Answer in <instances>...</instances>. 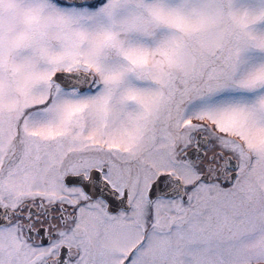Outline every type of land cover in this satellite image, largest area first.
Wrapping results in <instances>:
<instances>
[{
	"label": "snow or ice",
	"instance_id": "1",
	"mask_svg": "<svg viewBox=\"0 0 264 264\" xmlns=\"http://www.w3.org/2000/svg\"><path fill=\"white\" fill-rule=\"evenodd\" d=\"M0 264H264V0H0Z\"/></svg>",
	"mask_w": 264,
	"mask_h": 264
}]
</instances>
